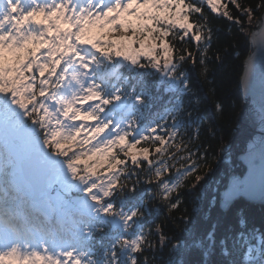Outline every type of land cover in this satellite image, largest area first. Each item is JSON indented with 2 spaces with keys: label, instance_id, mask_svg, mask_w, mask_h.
Here are the masks:
<instances>
[{
  "label": "snow or ice",
  "instance_id": "6c2138e0",
  "mask_svg": "<svg viewBox=\"0 0 264 264\" xmlns=\"http://www.w3.org/2000/svg\"><path fill=\"white\" fill-rule=\"evenodd\" d=\"M206 9L264 46V0H0V264H156L159 249H169L168 264H237L238 249L243 264H264V232L249 230L242 212L232 232L234 205L255 195L247 180L209 202L222 215L202 238L190 233L191 243L170 236L167 220L143 223L157 200L173 222L176 213L190 222L184 190L212 171V145L190 127L201 101L189 72L209 82V65L225 63L228 49L213 50ZM125 63L170 94L164 114L143 127L149 88L126 90L101 71L111 67L119 80ZM243 69L241 84L254 91L251 54ZM213 104L223 115L224 103ZM261 177L264 201V164ZM141 185L147 198L136 199ZM109 229L94 250L96 233ZM173 250L198 251L185 261Z\"/></svg>",
  "mask_w": 264,
  "mask_h": 264
},
{
  "label": "trees",
  "instance_id": "16d2710c",
  "mask_svg": "<svg viewBox=\"0 0 264 264\" xmlns=\"http://www.w3.org/2000/svg\"><path fill=\"white\" fill-rule=\"evenodd\" d=\"M206 11H209L206 9ZM209 17L215 30L213 40L214 49L216 47L227 48L225 55L227 61L223 64L211 63L209 65V82L200 79L195 71H190L189 75L195 81L194 92L200 103V120L190 127L194 129L199 125L202 129L201 139L208 140L212 145L209 162L212 167L211 173L197 190L185 189V195L182 197L184 203L182 212L187 210L190 222L182 224L179 222V216L182 213H176L177 221L173 222L167 207L159 200L149 203L146 209V217L143 223L146 228H151L155 224L168 221L165 225L170 236L191 243L192 236L202 238V229L206 227L210 221L219 219L222 215L220 210H213L209 206L210 201H214L220 193L226 188L228 178L231 175H242L243 166L237 161L245 147L241 139H237L233 143L234 135L238 127H240L239 114L245 105L239 93V81L242 76L243 62L250 54L249 37L238 36L235 30L230 33L227 22L222 18L216 17L209 11ZM218 26V27H217ZM232 47H229V45ZM239 52V57L236 56ZM211 55V53H210ZM105 73L110 84L123 86L126 90L135 87L137 92L143 91L147 86L151 92L152 100L148 108L141 110V126L147 125L150 121L158 119L164 114V108L168 105L170 94L163 90V86L158 85L157 77L141 76L138 71H130L129 66L125 63L123 67L118 69L119 80L109 75L113 69L111 67L101 69ZM126 79V83H125ZM215 90L213 97L211 90ZM220 100L225 105L223 115L217 113L214 108L213 101ZM199 143V141H197ZM207 171V169H203ZM147 185H141L136 199L145 196L148 190ZM133 197L127 196L123 199L124 206L132 203ZM242 212L247 220L248 229H258L264 232V206H256L249 204L243 200L236 202L232 213V232L235 234L239 231L238 219L239 213ZM112 236L111 229L104 233H96L93 240L94 250L101 244H107ZM229 247H232V241H229ZM245 249H238L235 253L237 264H243V252ZM198 250H189L181 252L173 250L171 255L176 259L191 261L195 258ZM178 253V254H177ZM217 257L221 255L219 251ZM156 264H168L170 257L169 249H159L154 253ZM201 264L204 261L201 260Z\"/></svg>",
  "mask_w": 264,
  "mask_h": 264
},
{
  "label": "water",
  "instance_id": "95a60500",
  "mask_svg": "<svg viewBox=\"0 0 264 264\" xmlns=\"http://www.w3.org/2000/svg\"><path fill=\"white\" fill-rule=\"evenodd\" d=\"M249 47L251 51L253 80L256 87L254 91H245L241 80L239 81V93L245 105L239 114L241 125L237 128L233 139V143L237 139H241L245 147L244 152L237 158V161L243 166L244 172L242 175H231L228 178L226 187L233 180H247L254 188L255 195L251 198H242L240 200L256 206H264V201L259 196L262 178L261 165L264 164V123H261L260 120V107L264 105V92L259 87L260 76L262 71H264V67H262L264 65V46L261 45L259 37H256L255 43L249 37ZM249 55L246 59L249 58ZM243 72L244 69L242 75Z\"/></svg>",
  "mask_w": 264,
  "mask_h": 264
}]
</instances>
